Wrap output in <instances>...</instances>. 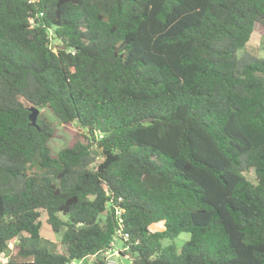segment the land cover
I'll return each instance as SVG.
<instances>
[{
    "label": "trees",
    "instance_id": "trees-1",
    "mask_svg": "<svg viewBox=\"0 0 264 264\" xmlns=\"http://www.w3.org/2000/svg\"><path fill=\"white\" fill-rule=\"evenodd\" d=\"M258 22L264 0H0L5 264H107L117 239L132 264H264V56H238ZM30 103L84 131L52 153Z\"/></svg>",
    "mask_w": 264,
    "mask_h": 264
},
{
    "label": "rangeland",
    "instance_id": "rangeland-1",
    "mask_svg": "<svg viewBox=\"0 0 264 264\" xmlns=\"http://www.w3.org/2000/svg\"><path fill=\"white\" fill-rule=\"evenodd\" d=\"M239 58H242L244 61L248 59L249 56L255 57H263L264 56V26L261 23H257L252 33L246 47L238 53ZM35 105L30 103V106ZM36 106V105H35ZM38 107V106H37ZM41 112H44L46 116L55 123L57 127V134L50 141V147L52 153H58L61 148L70 144L75 135L80 134L79 130L84 131L79 128L77 123L72 125H66L59 121V119L53 115L50 111L44 108H40ZM246 176L252 181L256 182L257 176L254 169H250L245 171ZM65 219L68 218L66 214H61ZM41 229H40V237L38 244L42 247H48L50 250L64 254L66 253V248L62 241V232H56L52 229L51 225L48 222V214L45 210L41 211ZM164 225L162 223H157L152 226V229H163ZM191 234L189 232H182L179 234L174 240L177 244L178 248H181L182 244L190 238ZM20 243V239H15L12 243H10V247L4 251L0 252V264L8 263L10 259H18L23 260L22 257L18 256V248L17 246ZM123 244L120 239H117L115 245L111 250L104 253L106 255L107 264H132V257L130 255L123 256L120 252L122 250ZM112 256L110 257V255ZM96 256H89L82 261H77L75 264H93L96 260Z\"/></svg>",
    "mask_w": 264,
    "mask_h": 264
},
{
    "label": "water",
    "instance_id": "water-1",
    "mask_svg": "<svg viewBox=\"0 0 264 264\" xmlns=\"http://www.w3.org/2000/svg\"><path fill=\"white\" fill-rule=\"evenodd\" d=\"M39 114H40V109L37 106L33 105L30 107V119H31L33 125L37 126V119H38ZM146 120L149 121L151 119L147 118L144 121H146Z\"/></svg>",
    "mask_w": 264,
    "mask_h": 264
},
{
    "label": "built area",
    "instance_id": "built-area-1",
    "mask_svg": "<svg viewBox=\"0 0 264 264\" xmlns=\"http://www.w3.org/2000/svg\"><path fill=\"white\" fill-rule=\"evenodd\" d=\"M119 234L120 235H124L126 238H128L129 237V234L128 233H124L123 231H122V229L121 230H119ZM112 256V254L110 255V257ZM108 260V259H107ZM114 264H116L115 262H114Z\"/></svg>",
    "mask_w": 264,
    "mask_h": 264
}]
</instances>
